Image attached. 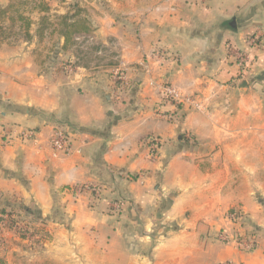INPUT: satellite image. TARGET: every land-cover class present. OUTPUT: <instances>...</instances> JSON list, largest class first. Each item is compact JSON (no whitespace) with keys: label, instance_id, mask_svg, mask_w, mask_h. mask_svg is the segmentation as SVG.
Masks as SVG:
<instances>
[{"label":"crops","instance_id":"1","mask_svg":"<svg viewBox=\"0 0 264 264\" xmlns=\"http://www.w3.org/2000/svg\"><path fill=\"white\" fill-rule=\"evenodd\" d=\"M30 1L52 20L77 3L93 31L63 50L54 31L38 38L33 9L30 38L0 42V125L36 131L0 145V208L51 235L21 237L0 215V264H264V47L248 41L264 0ZM148 78L204 108L161 100ZM56 130L70 153L54 154ZM82 186L96 192H62ZM232 210L249 251L217 239L236 231Z\"/></svg>","mask_w":264,"mask_h":264},{"label":"built area","instance_id":"2","mask_svg":"<svg viewBox=\"0 0 264 264\" xmlns=\"http://www.w3.org/2000/svg\"><path fill=\"white\" fill-rule=\"evenodd\" d=\"M89 39H92V36L88 37ZM77 40L79 37L76 38ZM248 41L252 45H261L264 47V31L259 32L258 35H250L248 38ZM240 59L242 61H247L246 56H241ZM69 69H72V64H68ZM143 68H146V65H142ZM250 65L246 66L244 65V68H248ZM126 69L127 66L120 60H117L116 64L111 68V74L113 77V82L116 84V92L117 96H120L123 94V92L129 90L131 87V83L126 77ZM149 86L155 87L158 90L159 97L161 100L166 101L170 104H187L190 107L196 109V110H202L204 108V105L202 103V100L200 97H198L197 94L193 95H183L181 92H179L175 87H173L171 84L164 82L163 80H157L156 78H148L147 81ZM36 134V131L33 128H25L20 125L11 124V125H0V145L7 144L11 142L14 139H19L21 141H28L34 138ZM50 145L54 152V154H68L72 151V144H71V135L69 133H66L62 130H56L51 138H50ZM161 145V140L155 137H150L146 140V150L148 151V155L150 157H154L157 155L159 148ZM77 190L71 191L69 189H64L62 192H75L79 191L81 189L84 190H91L96 192L95 187L93 186H82L80 188H76ZM234 213H229V218L232 222L238 223L240 216ZM9 219L12 220L11 225L8 223ZM2 221L5 224H8L10 228L15 232L17 235L21 236L24 235L25 238L31 239L34 237L39 238L40 237V228L35 229L37 231V236L32 234V231L29 232V228L25 224L24 220L17 218L15 214L8 215L5 214L2 218ZM217 239H219L221 242H228L231 241L235 243L238 247L241 249L247 248L246 250H251L253 248V242L246 240L244 237H241L238 232H221L220 235H218ZM219 264H232L231 261L227 260L224 262H221Z\"/></svg>","mask_w":264,"mask_h":264},{"label":"trees","instance_id":"3","mask_svg":"<svg viewBox=\"0 0 264 264\" xmlns=\"http://www.w3.org/2000/svg\"><path fill=\"white\" fill-rule=\"evenodd\" d=\"M34 3L35 2L30 0H10L5 6L0 4V42L12 38L17 30L22 32L23 38L29 39V29L32 20L27 13L33 9L45 12V14L39 18V26L36 30L38 38L41 39L44 37L45 32L54 31L63 38V50L71 48L75 44L77 37H86L92 34L93 28L91 22L86 16V11L79 4H70L68 10L64 14L56 15L54 20H52L47 14L49 12V7L45 3ZM54 23H56V25ZM99 47L96 46V50H100L101 48ZM69 64L76 66L75 61ZM112 64H116V61H112ZM20 210L31 213L26 207H21ZM11 211H14L13 207L10 208L9 212L5 211V208H0V215L10 214ZM56 214H58V212H56ZM11 222L12 220L9 219L8 223L10 225ZM21 237H24V235H21Z\"/></svg>","mask_w":264,"mask_h":264},{"label":"rangeland","instance_id":"4","mask_svg":"<svg viewBox=\"0 0 264 264\" xmlns=\"http://www.w3.org/2000/svg\"><path fill=\"white\" fill-rule=\"evenodd\" d=\"M234 211V213L235 212H237L239 215H240V213L238 212V211H236V210H232V211H230L229 213H232ZM228 213V214H229ZM236 213V214H237ZM237 214V215H238ZM228 219H231V218H229V215H228ZM241 216H240V219H239V221H238V223H236V222H233L234 223V225H236L237 226V229H236V231L234 230V232H238L239 234H240V236L241 237H244V235L243 234H241L240 233V226H243V224H241ZM231 221V220H230ZM25 222V224L27 225V227L29 228V232H31L32 231V234L35 236L36 234H37V231L35 230L36 228L34 227V225H32L30 222H28L27 220H25L24 221ZM40 230H41V232H40V237L39 238H41V239H43V240H48L49 238H50V232H49V230L45 227V226H42V225H40ZM37 236V235H36ZM247 248H244L243 250L244 251H248V250H246Z\"/></svg>","mask_w":264,"mask_h":264},{"label":"water","instance_id":"5","mask_svg":"<svg viewBox=\"0 0 264 264\" xmlns=\"http://www.w3.org/2000/svg\"><path fill=\"white\" fill-rule=\"evenodd\" d=\"M105 98H106V99H109V95H106Z\"/></svg>","mask_w":264,"mask_h":264}]
</instances>
